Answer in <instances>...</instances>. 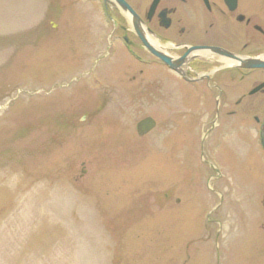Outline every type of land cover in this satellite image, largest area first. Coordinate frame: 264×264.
I'll use <instances>...</instances> for the list:
<instances>
[{"label": "rangeland", "instance_id": "obj_1", "mask_svg": "<svg viewBox=\"0 0 264 264\" xmlns=\"http://www.w3.org/2000/svg\"><path fill=\"white\" fill-rule=\"evenodd\" d=\"M95 10L0 0V264H264L254 116L202 149L201 86L93 47Z\"/></svg>", "mask_w": 264, "mask_h": 264}, {"label": "flooded vegetation", "instance_id": "obj_2", "mask_svg": "<svg viewBox=\"0 0 264 264\" xmlns=\"http://www.w3.org/2000/svg\"><path fill=\"white\" fill-rule=\"evenodd\" d=\"M90 1L96 8L91 26L99 35L93 47L112 53L129 49L151 62L133 60L136 67L201 84L200 94L211 106L207 113L218 120L264 116V69L239 66L264 59V0ZM157 53L169 58L171 66ZM256 122L259 139L254 141L261 145L264 119Z\"/></svg>", "mask_w": 264, "mask_h": 264}, {"label": "water", "instance_id": "obj_3", "mask_svg": "<svg viewBox=\"0 0 264 264\" xmlns=\"http://www.w3.org/2000/svg\"><path fill=\"white\" fill-rule=\"evenodd\" d=\"M250 67L252 68L264 67V63L254 60L253 62L252 61L250 62ZM154 127H155V122L151 118H148L139 123L138 132L140 135H145L149 133L152 129H154Z\"/></svg>", "mask_w": 264, "mask_h": 264}, {"label": "bare ground", "instance_id": "obj_4", "mask_svg": "<svg viewBox=\"0 0 264 264\" xmlns=\"http://www.w3.org/2000/svg\"><path fill=\"white\" fill-rule=\"evenodd\" d=\"M198 55H202V54H200V53H197Z\"/></svg>", "mask_w": 264, "mask_h": 264}]
</instances>
